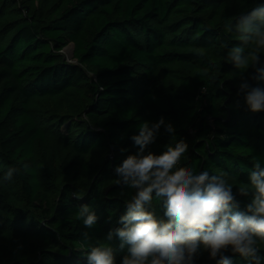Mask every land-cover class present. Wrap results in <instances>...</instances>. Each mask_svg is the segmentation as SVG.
I'll list each match as a JSON object with an SVG mask.
<instances>
[{"label": "trees", "instance_id": "obj_1", "mask_svg": "<svg viewBox=\"0 0 264 264\" xmlns=\"http://www.w3.org/2000/svg\"><path fill=\"white\" fill-rule=\"evenodd\" d=\"M259 5L264 0H0V264H88L100 245L121 264L129 245L121 247L115 229L138 189L115 168L138 152L131 137L140 125L161 118L146 152L183 139L181 166L228 173L244 211L251 193L239 187L250 184L257 161L264 169V111L248 109L240 85L264 88V80L253 79L252 66L236 68L224 45L239 43L228 26ZM69 44L74 62L59 54ZM256 67H264V50ZM10 167L17 171L4 181ZM153 197L146 210L166 219ZM85 205L97 216L91 228L76 218ZM258 246L264 264V242ZM224 255L256 264L230 249ZM219 259L201 249L194 264Z\"/></svg>", "mask_w": 264, "mask_h": 264}, {"label": "clouds", "instance_id": "obj_2", "mask_svg": "<svg viewBox=\"0 0 264 264\" xmlns=\"http://www.w3.org/2000/svg\"><path fill=\"white\" fill-rule=\"evenodd\" d=\"M233 28L239 43L231 48L224 45L228 49L227 59L240 70L254 67L253 79L264 80V67H256L260 51L264 50V5L238 16L228 31ZM201 75H207V69ZM240 91L245 93V103L251 112L264 111V88L243 82ZM161 125L163 118L151 126L148 122L141 124L139 134L131 137L138 152L129 154L115 168L124 184L138 189L119 219L122 226L115 229L121 247L129 245L121 264H194L201 249L211 259L219 256L218 264H232L224 255L229 249L259 264L258 245L264 242V169L259 161L249 175L250 184L239 187L241 195L251 193L250 202L241 211L228 173L212 175L206 170L181 166L188 150L183 139L166 145L160 154L146 152L155 142ZM166 130L174 131L171 124ZM16 171L10 167L3 180H10ZM153 193L157 201L163 202L166 219L146 210L145 205L153 203ZM76 218L88 228L97 222V216L87 205L80 208ZM108 239H112L111 232ZM86 259L88 264H116L113 249L108 245L91 247Z\"/></svg>", "mask_w": 264, "mask_h": 264}, {"label": "rangeland", "instance_id": "obj_3", "mask_svg": "<svg viewBox=\"0 0 264 264\" xmlns=\"http://www.w3.org/2000/svg\"><path fill=\"white\" fill-rule=\"evenodd\" d=\"M59 54L63 55V58L66 61L73 60L72 59V56H73V44H69L68 46H66L63 50H61L59 52ZM67 127H68V124L62 126L61 129L63 130V132L67 133Z\"/></svg>", "mask_w": 264, "mask_h": 264}, {"label": "built area", "instance_id": "obj_4", "mask_svg": "<svg viewBox=\"0 0 264 264\" xmlns=\"http://www.w3.org/2000/svg\"><path fill=\"white\" fill-rule=\"evenodd\" d=\"M70 62L72 61V62H74V60H69Z\"/></svg>", "mask_w": 264, "mask_h": 264}]
</instances>
